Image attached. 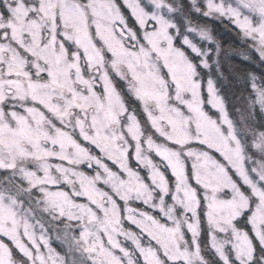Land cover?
Wrapping results in <instances>:
<instances>
[{"label": "snow or ice", "instance_id": "1", "mask_svg": "<svg viewBox=\"0 0 264 264\" xmlns=\"http://www.w3.org/2000/svg\"><path fill=\"white\" fill-rule=\"evenodd\" d=\"M209 21L264 68V0H0V264H264V73Z\"/></svg>", "mask_w": 264, "mask_h": 264}, {"label": "trees", "instance_id": "2", "mask_svg": "<svg viewBox=\"0 0 264 264\" xmlns=\"http://www.w3.org/2000/svg\"><path fill=\"white\" fill-rule=\"evenodd\" d=\"M209 27L214 30L217 41L226 49L231 51L230 61L232 65L239 66L242 69L250 70L258 74L264 73V68L259 67L255 62L245 61L240 53L244 45L240 41L235 30H229L220 22L209 21Z\"/></svg>", "mask_w": 264, "mask_h": 264}, {"label": "rangeland", "instance_id": "3", "mask_svg": "<svg viewBox=\"0 0 264 264\" xmlns=\"http://www.w3.org/2000/svg\"><path fill=\"white\" fill-rule=\"evenodd\" d=\"M212 22H216V21H212ZM52 243H53V246H54V247H57V246H58V245H57V242H56L55 240H53Z\"/></svg>", "mask_w": 264, "mask_h": 264}]
</instances>
